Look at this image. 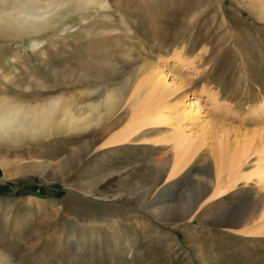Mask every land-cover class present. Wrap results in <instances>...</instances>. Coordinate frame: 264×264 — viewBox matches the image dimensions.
I'll return each instance as SVG.
<instances>
[{"label":"rangeland","instance_id":"obj_1","mask_svg":"<svg viewBox=\"0 0 264 264\" xmlns=\"http://www.w3.org/2000/svg\"><path fill=\"white\" fill-rule=\"evenodd\" d=\"M109 1L112 23L92 20V35L67 20L65 32L40 35L36 50L26 40H0V98L87 104L101 99L87 92L126 86L92 150L66 170L56 167L79 144L69 136L0 146V264H264V204L258 210L251 202L264 196V176L256 177L264 173V0ZM107 27L115 32L101 34ZM154 71L175 90L170 122L138 127L139 141L105 146L135 126L131 96ZM186 94L190 118L175 104ZM176 134L201 140L190 169L220 142L248 143L245 164L220 171L226 193L205 211L226 209L243 225L168 222L141 207L152 162L178 155ZM92 233L102 241H91Z\"/></svg>","mask_w":264,"mask_h":264},{"label":"bare ground","instance_id":"obj_2","mask_svg":"<svg viewBox=\"0 0 264 264\" xmlns=\"http://www.w3.org/2000/svg\"><path fill=\"white\" fill-rule=\"evenodd\" d=\"M115 13L109 0H0V40H26L30 48L36 50L42 44L38 39L40 35L57 29L65 32L68 29L67 20H78L83 32L92 35L91 32L96 31L89 29L92 20L102 19L111 24ZM121 23L129 35H134L130 24L124 21ZM100 31L107 36L115 32L111 27ZM124 56V59H128L127 55ZM166 76L154 71L141 81L136 94L131 96V111L138 118L135 126L110 136L105 146L117 147L133 143L137 139L135 135L140 129L138 127L159 126L170 122L166 111L173 107L170 98L175 90L169 89ZM125 88V85H120L87 92L86 97L97 95V98H101L87 104L79 100L80 97L71 105L65 103V98L61 96L43 104L0 98V146L15 148L51 137L69 136L78 140L79 144L63 160L64 165L56 167L58 172L66 170L73 160H79L84 153L92 150L97 142V132L114 117L116 107L124 98ZM206 91L207 96H211L208 89ZM187 96L186 94L175 102L184 118L192 116L191 110H188L190 106L185 104ZM175 136L178 137L175 140L178 155L173 156L172 162H169V157L152 162L149 183L147 189H144L146 196L138 198L141 207L149 210L157 219L167 218L165 221L168 222L197 218L228 228L243 225L244 218L236 217L226 209L212 214H205V211L214 198H220L226 193L225 186L219 179L220 171L245 164L248 143L229 146L220 142L205 156L203 164L198 163L196 168L190 169L193 163L200 161L196 154L201 140L196 142L177 134ZM26 167L41 170L40 164ZM21 168L16 167V172H20ZM257 172V178L264 176L263 171ZM165 175L167 182L160 184ZM189 175H195L193 181L182 184L181 179ZM251 202L254 208L261 210L264 196H256ZM101 239L93 236V233L90 236L91 241L101 242Z\"/></svg>","mask_w":264,"mask_h":264}]
</instances>
